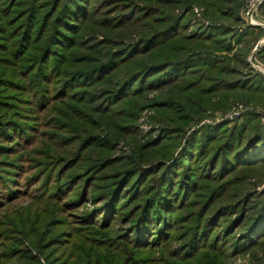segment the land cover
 Instances as JSON below:
<instances>
[{"label":"rangeland","instance_id":"374dc122","mask_svg":"<svg viewBox=\"0 0 264 264\" xmlns=\"http://www.w3.org/2000/svg\"><path fill=\"white\" fill-rule=\"evenodd\" d=\"M50 1L39 0V10L42 11L39 23L50 8ZM137 4L141 6L139 2ZM241 6L240 31L250 26L244 17L245 0H241ZM107 9H100L94 21L88 24L86 33L78 38L63 72H53L57 76L51 86H47L48 96L42 103L37 97L39 88H36L37 77L32 71L34 66L24 71L31 55L18 61L11 52L0 50V174L12 182L8 183L10 187L18 190L10 198L6 197V192L0 197V264H121L120 258L129 253L140 259L130 260V264H264V240L244 252L239 247L233 248L235 240L244 231V222L235 228L234 234L226 241L221 239L217 250L208 247L198 253L181 254L191 217L201 209V202L207 200L204 197L210 191L209 186L224 181L217 179L220 176L218 172L213 174L216 177L202 174L199 179L205 177L196 193H191L184 203L177 199L173 202L171 226L166 227L159 241L152 245L151 241L147 242L143 247L119 241L117 235L130 226L131 213L127 216L130 209L145 203L148 197L152 198L159 186L160 172L154 169L162 167L164 170L167 167L172 172L174 163L179 166L178 161L182 160V153H186L190 134L202 126L223 122H229L232 126L249 112L259 114V123L264 129V105L232 103L230 107L215 110L198 122L189 123L183 138L175 133L167 135L161 132L163 127L170 125V118H167L164 107L156 105L164 100L168 87L150 89L141 96H132L127 101L112 105L111 112L100 108L109 89L132 71L137 63L150 60L143 55L119 66L106 80L91 86L66 88L68 95H59L63 92L61 82L72 81L71 74L89 69L95 65V61L106 57L109 49L118 50L143 38L147 27L142 25L129 26L131 28L104 27L108 21L103 20L116 14L114 9ZM27 12V4L23 1L0 0V39H3L2 31L5 28L9 32H18L17 24L26 20L30 15ZM20 13L23 14L22 19ZM39 15L34 17L35 20ZM190 18V31L209 24L200 5L194 6ZM258 18L264 22L261 7ZM47 19L51 36V29L56 25L52 17ZM30 22H34L33 18ZM40 26L37 24L36 30ZM251 27L264 30L262 26ZM62 30L71 33L64 27ZM107 39H112V44L102 43ZM263 39L264 33L253 44L247 59L264 74V66L254 60L255 53L264 47V42L261 43ZM0 43L3 44L2 41ZM69 47L55 44L54 52L60 56L62 52H68ZM5 79H11V84L4 83ZM80 79H76L79 84ZM169 105L173 103L167 102ZM89 134L96 138L88 141ZM101 162L105 164L100 166ZM132 168L146 169L147 175L150 174L147 179L141 180L142 193L140 197H133L128 192L129 180L136 178L127 177L117 200L116 214L113 216V213L105 223L99 211L104 197L117 183L118 175ZM197 169L195 173L200 174ZM247 175L245 183L236 181L235 187L228 189L230 193L214 199H218L216 205L239 201L236 196H241L242 192L258 194L264 190V170H249ZM164 185L166 182H163ZM80 193L84 194L83 197L74 200L80 197ZM251 200L252 207H255L260 199ZM250 210L253 213L254 210ZM154 233L152 230L147 235L148 239H153Z\"/></svg>","mask_w":264,"mask_h":264},{"label":"trees","instance_id":"16d2710c","mask_svg":"<svg viewBox=\"0 0 264 264\" xmlns=\"http://www.w3.org/2000/svg\"><path fill=\"white\" fill-rule=\"evenodd\" d=\"M20 1L27 4V14L30 15L24 22L17 24L18 32H9L7 28L2 31L4 35L3 39H0L3 42L0 43V50L11 52L17 56L18 61L31 55L28 58L30 61H26L29 65L24 71L34 66L32 71H35L34 75L37 77V97L40 98V103L48 96L47 86H51V82L55 81L57 75L53 72H63L78 38L86 33L88 24L94 21L100 9L107 7V10L114 9L116 14L103 20L108 21L104 27L131 28L142 25L147 27L143 38L118 50L109 49L106 57L95 61V65L89 69L71 74L72 81L61 82L63 92L59 95H68L66 88L91 86L106 80L119 66L143 55L148 56L150 60L137 63L132 71L109 89L105 93L106 100L101 101L99 105L100 108L111 112L112 105L127 101L132 96H141L146 90L168 87L164 100L161 102L159 99L160 102H156V106L165 108V114L170 118V125L163 127L161 132L167 135L175 133L179 138H183L187 134L189 123L198 122L215 110L230 107L232 103L264 105V74L247 59L253 44L263 36L264 30L251 26L242 31L238 29L242 23L241 0H52L41 23L39 0ZM195 5L202 6L203 15L209 24L190 31V16ZM179 9L181 11L176 12ZM261 11L264 15V2ZM37 15L39 17L35 20ZM50 17L56 25L51 29V36L50 22L47 19ZM32 18L34 22H30ZM6 23L3 21V24L7 25ZM37 24L41 26L36 30ZM63 27L71 33L63 31ZM44 37L46 40L41 45ZM102 43L110 45L112 39ZM55 44L70 47L68 52H62L59 56L54 52ZM157 55L158 58L154 59ZM255 55L254 60L264 66V47ZM77 78H81L80 84ZM11 81L5 79L4 83L11 84ZM167 102L173 105L167 106ZM259 120L258 113L249 112L238 118L232 126L229 122H223L202 126L190 134L186 153H182V160L178 161L179 166L174 163L172 172L168 171L167 167L164 170L162 167L154 169L160 172L159 186L152 198L148 197L145 203L130 209L127 214L130 216L131 213L130 226L117 235L119 241L130 242L135 247H143L150 241L151 245L159 241L164 236L166 227L171 226L169 224L170 220H173V202L177 199L184 203V199L190 197L191 193H196L205 177L199 179L202 174L210 177L218 172L220 176L217 179L224 181L216 186H209L210 191L204 197L207 200L201 202V209L191 217L188 237L181 254H189L192 251L198 253L208 247L217 250L221 239L226 241L243 222L244 231L241 232V237L235 240L233 248L239 247L241 252H244L261 244L264 240V190L258 194L242 192L241 196H236L239 201L227 204L216 205L218 199L214 200L230 193L228 189L235 187L236 181L245 183L249 170H264V129ZM162 134L159 136L163 137ZM94 136L89 134L87 140L91 141V138H96ZM197 147L199 148L196 150ZM102 164L105 163L101 162L100 166ZM196 168L200 174L195 173ZM147 172L146 169L132 168L118 175L117 183L105 195L103 206L99 209L105 223L113 213V216L116 214L117 200L122 193L125 179L129 176L136 178L129 180L131 183L128 185V192L132 193L133 197H140L143 190L141 180L150 175H147ZM163 182H166V185L163 186ZM8 183L12 182L0 174V197L6 192V197L10 198L18 192ZM83 195L80 193V197L74 200H79ZM251 199L260 200L252 207ZM250 209L254 210L253 213ZM219 227L221 229L217 231ZM152 230L155 232L154 238L148 239L147 235ZM191 257L193 255L189 256V259ZM130 260L140 259L129 253L120 258V263L130 264Z\"/></svg>","mask_w":264,"mask_h":264},{"label":"built area","instance_id":"2783aa9c","mask_svg":"<svg viewBox=\"0 0 264 264\" xmlns=\"http://www.w3.org/2000/svg\"><path fill=\"white\" fill-rule=\"evenodd\" d=\"M263 2L264 0H245L244 17L248 25L264 27V22L258 18V13ZM262 42H264V39Z\"/></svg>","mask_w":264,"mask_h":264}]
</instances>
